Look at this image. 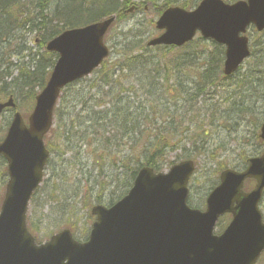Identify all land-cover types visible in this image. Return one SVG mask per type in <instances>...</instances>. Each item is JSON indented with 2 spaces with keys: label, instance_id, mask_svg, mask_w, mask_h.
I'll use <instances>...</instances> for the list:
<instances>
[{
  "label": "water",
  "instance_id": "water-1",
  "mask_svg": "<svg viewBox=\"0 0 264 264\" xmlns=\"http://www.w3.org/2000/svg\"><path fill=\"white\" fill-rule=\"evenodd\" d=\"M116 18L67 30L47 44V50L60 54L54 70L36 97L28 124L15 113L0 143L10 173L0 210V264H256L264 251L258 207L264 190V151L248 159L242 172H221V183L208 196L205 211L187 204L195 170L194 161L187 160L160 173L140 169L124 198L110 208H93L97 221L85 243L76 241L68 229L40 245L30 233L27 212L49 157L44 136L53 126L56 102L66 84L90 75L109 55L104 39ZM251 23L264 29V0H203L193 11L166 10L157 22L165 32L149 44L181 46L199 30L226 45L224 73L230 75L250 55L249 39L241 33ZM6 107H15L13 98L0 103V114ZM259 137L264 142V123ZM246 180L256 182L251 191L244 190ZM225 214L231 215V222L215 235Z\"/></svg>",
  "mask_w": 264,
  "mask_h": 264
},
{
  "label": "trees",
  "instance_id": "trees-1",
  "mask_svg": "<svg viewBox=\"0 0 264 264\" xmlns=\"http://www.w3.org/2000/svg\"><path fill=\"white\" fill-rule=\"evenodd\" d=\"M147 1L153 4L154 13L160 15L170 6L180 5L189 9L200 0H141ZM130 4V0L121 3L119 0H0V101L11 95L16 99V90L23 92L27 88L33 107L37 89L42 88L48 79L49 69L57 57L45 52L36 61L33 49L28 46L29 39L44 48L48 40L65 29L81 27L113 13H118L121 22L126 18ZM199 46L196 42L188 46L190 60L175 47L150 48L144 40L136 38L113 51L111 58L96 72L97 78L90 85L98 88L94 94L96 99L90 98L89 101H95V107L104 106L105 110L96 113L94 119L97 122L89 131L95 134L97 127L106 131L104 138L109 150L119 143L117 138H112L113 132L123 134L128 152L112 160H119L128 168L131 184L142 165L161 170L169 165L167 157L171 152L183 148L184 144L198 149L199 139L205 140L207 131L204 127L207 124H201L202 118L191 113L201 110L197 108L198 97L225 79L222 76L224 48L217 46L216 53L205 56L200 65L196 63L202 59V55H198ZM26 55L35 62L34 70L13 64V56L19 60ZM14 70H17V76H13ZM251 78L253 80L252 75ZM80 84L82 82L77 81L68 85L66 90L76 93L75 87ZM116 85L120 86L117 94L114 92ZM110 93L116 95L107 97ZM124 93H129L135 100L127 101L130 96H121ZM78 98L83 102L82 97ZM87 130L84 128L79 132L87 134ZM94 141L99 143L94 151L105 152L99 148L103 138L97 137ZM89 143L87 140V145ZM51 151L54 152L52 148ZM186 157L191 158V155ZM71 225L75 224L66 226L72 228Z\"/></svg>",
  "mask_w": 264,
  "mask_h": 264
},
{
  "label": "rangeland",
  "instance_id": "rangeland-1",
  "mask_svg": "<svg viewBox=\"0 0 264 264\" xmlns=\"http://www.w3.org/2000/svg\"><path fill=\"white\" fill-rule=\"evenodd\" d=\"M119 1L121 3L123 0ZM130 1L133 3L129 6L131 12L112 31L108 39L112 51L136 38L147 42L159 34L155 26L158 15L154 13L153 4L149 1ZM138 4H141L140 8L134 11L133 6ZM249 35L251 46L258 54H253L236 75L218 82L217 86L207 88L197 99V108L201 110L191 113L202 118L199 121L201 124H207L204 127L207 131L205 140L199 139L198 149L191 144H184L183 148L171 152L167 158V164L182 160L186 155H191L197 161L199 166L190 185L191 206L204 207L208 192L219 182L217 171L221 166L241 170L246 166L248 157L259 155L262 151L257 131L264 122V88H257L256 84L249 82L251 80L247 79V76L249 72L253 73L260 60L264 61V33H258L251 28ZM200 38L197 36L196 41ZM29 40L28 46L32 47V40ZM197 43L201 47L200 50H205L206 54L213 53L210 43ZM32 49V55H36L38 61L44 53L43 49L40 45ZM179 52L183 54L182 51ZM12 60L18 68L27 66L28 69L34 70L36 66L31 56L26 55L19 60L13 56ZM251 66L253 69L250 71ZM17 75V70H14L13 76ZM96 78L95 73L83 80L82 85L75 87V91H78L76 93L66 90L56 110L54 136L48 141L49 148L54 149V152H51L49 166L45 171V181L29 209V222L39 239L48 237L58 228L72 223L76 224L79 231L76 235L84 239L90 230L91 206L97 205L99 201L109 205L112 200H117L125 190L127 191L131 184L128 168L121 161L112 160L117 155L121 158L128 152L123 134L119 132L116 137V132H113L112 138H117L119 143L109 150L104 138L106 131L98 127L95 134L89 131L93 130L91 125L97 122L94 119L96 113L105 110L104 106L95 107V101H89L90 98L96 99L94 94L98 88L90 86ZM116 87L114 92L117 94L120 86ZM16 91L18 110L29 112L32 103L28 99L27 88L23 92L18 89ZM115 93H110L107 97H113ZM121 96L129 97V93ZM78 97H82L83 102ZM128 100L132 102L135 98L130 96ZM106 106L108 105L105 104ZM12 115L13 111L7 110L0 118V139L5 134ZM82 128L88 129L89 132L80 134ZM97 137L103 138L99 148L105 149V152L94 151L99 145L94 141ZM87 140L90 142L88 145ZM202 141L207 142L202 145ZM5 166H2L0 161V194L8 179ZM261 211L264 216V198ZM224 224L225 219L220 222L217 232L221 231ZM259 264H264V256Z\"/></svg>",
  "mask_w": 264,
  "mask_h": 264
}]
</instances>
